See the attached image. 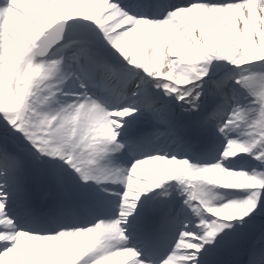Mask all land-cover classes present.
Wrapping results in <instances>:
<instances>
[{
    "label": "snow or ice",
    "instance_id": "1",
    "mask_svg": "<svg viewBox=\"0 0 264 264\" xmlns=\"http://www.w3.org/2000/svg\"><path fill=\"white\" fill-rule=\"evenodd\" d=\"M0 264H264V0H0Z\"/></svg>",
    "mask_w": 264,
    "mask_h": 264
},
{
    "label": "bare ground",
    "instance_id": "2",
    "mask_svg": "<svg viewBox=\"0 0 264 264\" xmlns=\"http://www.w3.org/2000/svg\"><path fill=\"white\" fill-rule=\"evenodd\" d=\"M155 167H156L155 164H153V165H146V166H145V171L150 175L151 172H152V170H153ZM142 175H143V174H142ZM181 199H182V197H181Z\"/></svg>",
    "mask_w": 264,
    "mask_h": 264
}]
</instances>
